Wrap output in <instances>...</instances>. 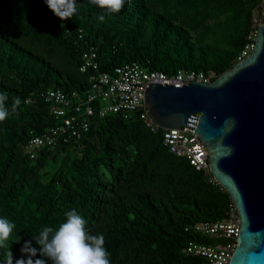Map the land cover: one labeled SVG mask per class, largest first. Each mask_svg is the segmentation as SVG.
Here are the masks:
<instances>
[{"label": "trees", "instance_id": "1", "mask_svg": "<svg viewBox=\"0 0 264 264\" xmlns=\"http://www.w3.org/2000/svg\"><path fill=\"white\" fill-rule=\"evenodd\" d=\"M260 1L127 0L101 22V11L87 0H77L76 14L64 21L44 0H0V91L9 93V110L21 99L0 123V218L14 223L13 237H20L10 244L13 264L27 259L20 251L26 241L38 247L32 237L45 226L57 228L73 209L89 234L104 235L111 264H201L183 248L190 240L211 241L184 227L224 219L229 197L205 172L170 153L137 113L100 116L94 99L84 136L60 141L35 160L23 148L31 135L59 123L47 91L86 100L95 77L127 62L166 75L203 72L213 81L254 43L248 37L255 35ZM90 47L98 69L81 72Z\"/></svg>", "mask_w": 264, "mask_h": 264}, {"label": "water", "instance_id": "2", "mask_svg": "<svg viewBox=\"0 0 264 264\" xmlns=\"http://www.w3.org/2000/svg\"><path fill=\"white\" fill-rule=\"evenodd\" d=\"M144 101L164 128H196L208 171L239 221L228 264H264V21L248 56L210 82L148 84Z\"/></svg>", "mask_w": 264, "mask_h": 264}, {"label": "built area", "instance_id": "3", "mask_svg": "<svg viewBox=\"0 0 264 264\" xmlns=\"http://www.w3.org/2000/svg\"><path fill=\"white\" fill-rule=\"evenodd\" d=\"M264 18V0H261L254 12V22L257 25L256 14ZM254 40V37H248ZM253 47L252 42L244 45L237 62L249 55ZM97 55L93 47L82 54L79 70L84 72L89 68L98 69ZM191 81L210 82V77L203 72L179 71L176 74L166 75L158 71H150L139 62L131 61L113 69L112 72H102L93 79L89 96L86 100L76 93L68 97L56 90L47 91L45 98L52 102V114L59 119V123L46 130L43 134L31 135L23 148V153L30 160H35L49 148H55L60 141L78 140L89 130L90 118L94 110L89 103L94 99L101 102L98 112L100 116L108 113L123 114L137 113L145 128L153 133L160 134L164 146L170 153L184 157L196 171H203L208 175L210 182H215L210 176L207 163V152L202 141L195 133L196 128L183 126L179 129H167L159 125L152 117L144 101V92L148 84L173 85L181 87ZM76 99V104L72 101ZM83 102L85 107L82 108ZM239 221L232 205L225 212V218L216 221L193 222L184 227V231L199 235L211 241L209 244L190 240L183 248V253L201 260V264H228L236 246Z\"/></svg>", "mask_w": 264, "mask_h": 264}, {"label": "clouds", "instance_id": "4", "mask_svg": "<svg viewBox=\"0 0 264 264\" xmlns=\"http://www.w3.org/2000/svg\"><path fill=\"white\" fill-rule=\"evenodd\" d=\"M47 8L61 21L72 18L77 11V0H44ZM87 3L101 11L97 17L99 21L105 15H117L124 8L127 0H87ZM63 28V23L60 24ZM64 31L62 36L70 35ZM9 93L0 91V123L15 113L21 105V99L16 96L7 107ZM87 221L75 210L65 213V221L57 228L45 226L39 235L32 237L38 247L31 246V241H26L20 249L22 256L27 259H18L15 264H111L109 252L105 248L103 234L91 235L86 230ZM15 224L6 218H0V249L3 250V264H13L10 251L11 243H19L20 237H13ZM39 255L41 259H33ZM46 258V259H44Z\"/></svg>", "mask_w": 264, "mask_h": 264}, {"label": "rangeland", "instance_id": "5", "mask_svg": "<svg viewBox=\"0 0 264 264\" xmlns=\"http://www.w3.org/2000/svg\"><path fill=\"white\" fill-rule=\"evenodd\" d=\"M255 14H256V21L258 25L261 21H264V18H262L258 13H255Z\"/></svg>", "mask_w": 264, "mask_h": 264}]
</instances>
